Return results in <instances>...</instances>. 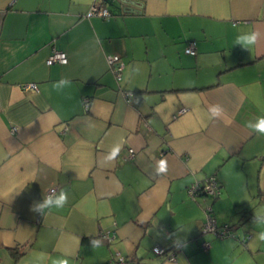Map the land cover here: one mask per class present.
<instances>
[{"label": "crops", "instance_id": "1", "mask_svg": "<svg viewBox=\"0 0 264 264\" xmlns=\"http://www.w3.org/2000/svg\"><path fill=\"white\" fill-rule=\"evenodd\" d=\"M111 1L104 18L93 0H0V264H264V136L245 127L264 116V0ZM210 177L219 195L189 194ZM52 186L64 208L31 211ZM208 214L227 236L202 232Z\"/></svg>", "mask_w": 264, "mask_h": 264}, {"label": "clouds", "instance_id": "2", "mask_svg": "<svg viewBox=\"0 0 264 264\" xmlns=\"http://www.w3.org/2000/svg\"><path fill=\"white\" fill-rule=\"evenodd\" d=\"M260 33L255 30H250L247 32L240 33L236 36L234 45H239L243 49L249 50L257 44ZM135 71H139L137 67ZM71 80L67 78H61L59 81L53 84V88L56 91H63L66 87L71 85ZM210 118L217 119L224 116V108L220 104H215L209 107ZM245 127L252 133L258 136H264V116L255 118V120H249L246 122ZM120 151V146L117 144L111 150V152L105 157L107 161H113ZM155 171L157 174H164L168 171L167 161L161 159L157 161ZM68 202V193L61 189L58 193L53 191L48 195H44L41 201L33 202L31 206V211L38 213L42 216L50 213L53 210H61ZM254 223H264V216L255 217ZM258 239L264 241V232L259 233ZM102 241L100 239H93L91 245L93 248H98L101 246ZM175 243V242H174ZM38 264H43V255L39 256ZM54 264H69L68 259L59 258Z\"/></svg>", "mask_w": 264, "mask_h": 264}, {"label": "built area", "instance_id": "3", "mask_svg": "<svg viewBox=\"0 0 264 264\" xmlns=\"http://www.w3.org/2000/svg\"><path fill=\"white\" fill-rule=\"evenodd\" d=\"M87 15H99L104 18H109L112 15V13L106 6L101 4L100 0H93L89 8V11L87 12ZM185 52L189 54L195 53V41L194 40H190L188 42V45L185 48ZM66 61H67V56L65 52L61 50H57V49H53L52 52L47 57L48 64L54 63V62L65 63ZM107 62L116 80H121V75H122L124 64L120 60L119 56L116 54H110L107 56ZM23 87L26 89L35 90L37 88V85L36 83L29 82V83L22 84V88ZM126 95H129V92H127ZM84 103L85 105H87V100H85ZM182 111H184L183 108L179 109L177 113L180 114ZM129 151H130V155H132V150L130 149ZM188 187H189L188 192L191 195H195L196 193H204V194H208L211 196H217L220 194V191H221L220 186L214 177H210L202 181L193 182ZM53 191L56 192L55 186L48 188L46 191V195L52 193ZM202 232H212L218 237H224L228 235L229 230L227 228V225L219 227L215 223L213 216L208 214L207 219L202 226ZM99 236L102 239H106V240H110L111 238L114 237V235H110L105 231H100ZM202 244L204 247L208 246L207 242H203ZM153 251L156 254L165 255L167 259L172 260L174 258L173 252L172 251L168 252L162 246H158V245L153 246ZM116 261L118 264H123L125 260L123 256H119Z\"/></svg>", "mask_w": 264, "mask_h": 264}, {"label": "trees", "instance_id": "4", "mask_svg": "<svg viewBox=\"0 0 264 264\" xmlns=\"http://www.w3.org/2000/svg\"><path fill=\"white\" fill-rule=\"evenodd\" d=\"M107 2H110V3H112V1H111V0H108Z\"/></svg>", "mask_w": 264, "mask_h": 264}]
</instances>
